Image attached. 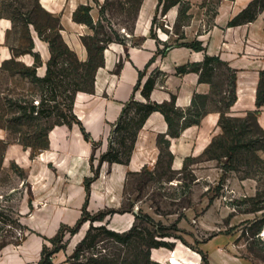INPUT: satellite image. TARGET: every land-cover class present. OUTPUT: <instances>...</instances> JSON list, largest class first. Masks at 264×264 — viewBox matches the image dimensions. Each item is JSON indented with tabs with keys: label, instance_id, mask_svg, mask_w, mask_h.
<instances>
[{
	"label": "rangeland",
	"instance_id": "374dc122",
	"mask_svg": "<svg viewBox=\"0 0 264 264\" xmlns=\"http://www.w3.org/2000/svg\"><path fill=\"white\" fill-rule=\"evenodd\" d=\"M125 1L0 0V251L7 245L18 244L28 233H34L26 221L32 209L31 203L28 206L27 162L39 150L36 149L32 155L30 148L25 149L13 141V137L18 134L10 133L5 127L8 125L7 120L13 115L8 99L25 96L33 98L34 103L39 99L38 88L22 73L23 66L33 63L32 53H38V48L45 45L49 48L42 39L51 35L47 28L49 25L60 28L61 37L68 42L69 47H73L70 48L80 59L86 57L82 41L92 33L91 30L85 24L75 22L72 14L71 20L77 25L63 19L68 10L73 13L80 4L92 7L94 21L97 19L98 10L103 6L105 17L121 34L127 35L126 45H137L140 41L134 36L137 17L133 22L132 15L126 16L125 11L130 5H123ZM170 1L163 0L162 3L167 4ZM180 1L187 3L189 8L185 11V17L178 23H175L178 5L162 15V3L157 8V1L153 10L152 16L156 15L153 29L156 35L166 38L169 43H174L175 40L191 41L208 29L217 0ZM229 1L232 3L235 0ZM250 1L252 0H247L246 5ZM260 2L262 0L258 1V5ZM175 10L177 13L174 18ZM263 10L264 8L258 14ZM104 25H107L106 22ZM182 36L183 38H179ZM158 45L162 48L163 42L160 40ZM47 59L43 60L40 56L41 65L36 68L38 76L44 75ZM226 64H215L211 82L206 83L209 87L208 110L221 109L223 112L245 115L246 111L224 108L234 71L231 67L228 69ZM191 68L192 66H189L187 69ZM144 73L142 82L151 75L155 78L154 87L159 86L168 75H184L176 73V70L171 74L162 72L154 64ZM135 93L140 92L137 90ZM135 100L139 101L136 98ZM20 129L27 131L25 126ZM216 132L218 130L215 127L211 136ZM112 135L110 133V137ZM258 136L252 129L247 138ZM261 142L256 144L255 148ZM156 144L159 151L155 163L127 176L123 205L114 210H135L138 215L135 225L142 231L145 240L132 237L122 245L100 234L93 242V249L84 244L79 259L70 256V264L85 263L97 254L109 255L121 261L123 258L133 259L137 252L140 259L141 253L146 249L149 232L154 239L167 244V247L150 250H160V261H157L160 264H181L179 257L196 261V264H264V150H256L255 153L245 150L242 155H236L232 162L225 157L209 158L202 154V151L189 155L179 169H174L173 155L172 158L169 156L170 144L167 149L162 143L158 144L157 139ZM92 159L93 162L94 155ZM12 163L22 169V174L12 167ZM97 165L98 163L94 162L93 170ZM99 216L100 212H95L85 221V234L89 226L104 224L105 218L103 221H92L91 218ZM158 232L164 236H160ZM92 233L96 234L97 231ZM65 235L68 237L70 234L65 231L64 237ZM58 245L59 241L55 246ZM47 250L50 249L46 248L45 254Z\"/></svg>",
	"mask_w": 264,
	"mask_h": 264
},
{
	"label": "crops",
	"instance_id": "0c3cea01",
	"mask_svg": "<svg viewBox=\"0 0 264 264\" xmlns=\"http://www.w3.org/2000/svg\"><path fill=\"white\" fill-rule=\"evenodd\" d=\"M157 1L142 0L134 27V36L140 39L138 44L110 43L104 50V65L96 71L92 92L79 91L75 94L73 113L90 140L84 139L78 124L56 125L48 132V148L39 150L32 159H28V206L31 203L32 209L26 221L34 233H28L16 245L4 247L0 251V264L39 263L43 248L51 249L50 239L59 227L72 226L80 217L86 195V210L90 214L103 210L114 211L123 205L127 176L155 163L159 151L157 136L167 131L164 116L158 111L152 112L138 131L127 164L107 161L99 163L98 159L108 147L111 130L124 104L132 95L144 101L140 93L133 92V88L138 79V71H143L157 49L155 39L149 35ZM246 3L247 0H235L232 3L220 0L213 25L197 36L204 50L194 51L184 46H174L164 56H157L151 65L171 74L180 65L201 61L205 54L219 56L235 72L236 100L230 109L255 110L260 71L264 70V10L252 22L227 26L228 21ZM176 13L175 10L174 18ZM71 14L72 10H68L63 19L77 25L71 20ZM157 37L161 41L166 39L159 35ZM37 51L43 60L49 57L46 45ZM119 60L122 66L116 71ZM208 91V84L198 82L196 73L180 76L171 74L153 88L150 99L162 102L169 100L173 94L176 106L184 109L189 106L194 93L206 94ZM218 119V111H208L198 124L190 125L179 136L170 138L169 148L173 155L174 169H179L189 155L204 150ZM257 121L264 129V104L260 107ZM92 141L98 143L95 150ZM92 155L95 157L93 164L98 163V168L86 193L83 181L85 177L92 176ZM135 215L133 209L114 211L105 216L104 224L110 230L123 232L134 225ZM86 228L84 222L76 233L68 237L65 235L64 248L52 253L50 257L52 264H70V256L84 237ZM160 257V250L153 249L150 252L152 260L160 261Z\"/></svg>",
	"mask_w": 264,
	"mask_h": 264
},
{
	"label": "trees",
	"instance_id": "16d2710c",
	"mask_svg": "<svg viewBox=\"0 0 264 264\" xmlns=\"http://www.w3.org/2000/svg\"><path fill=\"white\" fill-rule=\"evenodd\" d=\"M162 1L163 0H158L157 8ZM258 1L259 0L250 1L228 21L227 26H237L252 22L256 18L258 12L264 8V0H262L259 5ZM219 2L220 0L215 2L216 8H214L213 18L217 13ZM141 3L142 0H126L123 3V5H130L125 12L126 16L132 15L133 22L137 17ZM176 5H178L179 8L175 23H178L185 17V11L189 8L187 3H182L180 0H171L167 4L162 3L161 14H166L171 7ZM91 8L92 7L89 5L80 4L72 13L75 22L85 24L92 32L82 41L86 49V57L80 59L74 50L68 46L61 37L60 28L51 25L47 26L51 35L42 38L49 47V58L46 62L44 75L38 76L36 73V68L41 65L40 55L37 52L32 53L34 58L33 63L30 66H23L22 69V73L26 74L31 83L38 88L39 99L37 103H34L33 98L30 99L25 96L8 99L9 109L13 115L7 120L8 125H5V127L10 133L18 134L13 137V141L21 144L25 149L30 148L32 150V155L36 149L41 150L48 148V132L56 125L71 126L73 123L78 124L84 139L87 141L90 140V136L73 113L75 94L79 91L92 92L96 71L99 67L104 65L105 48L113 42L126 45L127 40V35L121 34L111 21L105 17V8L103 6L98 10V16L95 21L91 14ZM155 21L156 15H153L149 32L150 37L156 41L157 49L155 54L149 59L143 71H138V79L133 88V92L139 90L144 101H137L132 95L124 104L120 115L112 128L111 135H113L109 139L108 147L106 151L99 156V163L107 161L111 163L116 162L127 164L134 147L137 133L152 112H160L167 123L166 134H160L157 136L158 144L162 143L167 149L170 144V138L179 136L184 128L198 124L201 118L209 111L208 93H194L189 106L184 109L176 106L175 95L173 94L170 96L169 100H164L162 102H156L150 99V93L155 85V78L149 75L143 82L142 80L145 75V70H147L151 63L155 61L157 56H164L167 50L174 46H184L194 51L204 50L202 41L197 38L188 42H177L175 40L174 43H169L168 40L165 39L162 41L163 47L159 48L158 44L160 43V40L153 29ZM104 22H106V26L104 25ZM212 25L213 19L209 27ZM105 27H107L108 30H106ZM179 38H183V36ZM30 48H32V44ZM226 63L227 62L221 60L219 56L205 54L201 61L180 65L176 67L175 70L178 74L189 72L197 73L198 82L210 83V77L214 65ZM226 65L227 68L230 69V66L228 64ZM121 66L122 61L119 60L116 64L115 70L118 71ZM189 66H192L190 70L187 69ZM232 78V85L230 86V90H228L229 95L224 104V108L227 110L230 109L236 100L234 71ZM225 93L226 91H224V94ZM255 104L256 109L246 111L245 115H236L230 112H223L219 109V119L216 125V130H218V132L213 133L210 142L204 148L202 154L215 159L225 157L228 161L232 162L235 160L236 155H242L245 150L247 152L252 150L251 153H255L256 150H264V129L257 121L259 108L264 104V70L260 71ZM22 126H25L27 131H22L20 129ZM252 129H254L256 134H259L261 137L247 138L248 134L252 132ZM259 142H261V144L255 148V145H258ZM92 145L93 147H96L97 143L92 141ZM169 156L172 158L170 152ZM90 160L93 174L92 176L84 178L83 183L86 193L89 191V185L95 178L98 168L96 167V169L93 170L92 156ZM186 160L187 158L184 159V162ZM12 167L17 168L22 174V169L15 163H12ZM86 202L87 195L80 217L72 226L61 225L59 227L56 234L50 239L54 248L47 250L48 252L45 254L46 248L44 247L42 250V257L38 264H52L50 260L52 253L65 246L63 241L64 232L66 231L70 235L76 233L82 223L91 217V214L86 210ZM99 212L100 216L98 218H91L92 221H103L106 215L111 214L114 211L108 210L107 212ZM1 217L2 219L4 218L2 215ZM135 218L137 219L138 215H135ZM2 222L5 223V221ZM92 231H97V233L93 234ZM158 233L160 236H164L160 232ZM100 234H104L107 238L122 245L126 244L132 237H136L141 241L145 240L142 231L137 229L135 223L130 229L123 232L110 230L105 224L99 226L91 225L84 237L77 243L72 258L79 259L84 244H87V248L93 249V242ZM148 238L149 240L145 243L146 249L141 253L140 259L137 252L134 254L133 259L123 258L121 261L118 260V258L109 255L97 254L96 256H91L87 262L79 264H160L159 262L150 259V250L151 248H159L162 246L167 247V244L154 239L150 232L148 233ZM89 239L90 241L88 242ZM101 240H103V238ZM58 241L60 242V245L55 246ZM179 261L181 264H196V261L187 260L182 257H179Z\"/></svg>",
	"mask_w": 264,
	"mask_h": 264
}]
</instances>
